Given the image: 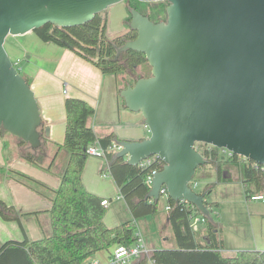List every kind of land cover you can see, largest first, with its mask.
<instances>
[{"label":"water","instance_id":"water-1","mask_svg":"<svg viewBox=\"0 0 264 264\" xmlns=\"http://www.w3.org/2000/svg\"><path fill=\"white\" fill-rule=\"evenodd\" d=\"M123 0H0V129L31 149L47 137L30 84L8 56V35L47 23L71 27ZM166 1V19L154 22L132 8L137 31L118 51L143 52L150 75L120 90L124 105L140 112L149 136L119 140L117 156L137 165L156 155L148 198L192 204L212 211L190 181L206 159L195 143L227 149L264 166V0Z\"/></svg>","mask_w":264,"mask_h":264},{"label":"trees","instance_id":"trees-1","mask_svg":"<svg viewBox=\"0 0 264 264\" xmlns=\"http://www.w3.org/2000/svg\"><path fill=\"white\" fill-rule=\"evenodd\" d=\"M123 1L127 3V16L124 19L126 30L111 39L106 35L105 11L96 13L91 20L80 25L59 27L47 23L33 31L44 42L74 51L102 73L120 75V93V90L127 85H133L138 78L150 75L149 64L143 52L131 49L118 51L127 40H132L137 35V31L129 26L130 10L134 8L154 22L166 19L163 7L155 6L152 13H146L140 5L148 2ZM137 68L144 74L140 75ZM25 79L29 84V80ZM64 107V139L57 147L63 148L68 153V158L49 210L51 233L35 240L25 237L21 241L4 242L0 247V264H83L96 252L108 250L118 243L132 245L137 239L134 234L135 220L158 211L159 198L154 200L147 197L150 185L146 178L151 170H159L163 163L152 162L143 167L128 164L126 156H117V151H107L112 142L118 141L115 135L98 138L87 125V118L94 112L90 103L81 98L66 97ZM3 132L6 131L0 129V133ZM16 139L20 145H28L23 140ZM41 141L42 144L47 142L44 136ZM94 143L105 150L104 158L108 171L133 218L111 228L103 222L106 212V208L101 204L103 198L89 192L82 183V171L90 155L87 150ZM197 144L199 143H195ZM202 145L204 147L200 149V153L207 161L204 166L215 167L218 179L230 180L221 178V165L229 162L239 169L246 198L253 194H264V169L239 155L234 154L229 159L222 158L219 148L205 143ZM23 158L33 164L42 165V145L35 150L30 148L24 152ZM211 189V185H206L198 192L207 194ZM166 204L169 207L168 223L175 247L151 251L149 260L153 264H264V250H239L232 257L222 256L220 226L212 221L210 215L202 216L205 240L201 241L197 238L199 228L194 229L191 226L192 218L201 215L195 207L182 199L174 201L167 198ZM205 204L212 212L218 205L217 202L207 200ZM0 217L20 222L14 206L1 199ZM146 262L147 257L142 258L138 264Z\"/></svg>","mask_w":264,"mask_h":264},{"label":"crops","instance_id":"crops-1","mask_svg":"<svg viewBox=\"0 0 264 264\" xmlns=\"http://www.w3.org/2000/svg\"><path fill=\"white\" fill-rule=\"evenodd\" d=\"M4 47L10 59L19 66L22 75L29 80L43 125L48 126L49 132L45 137L47 142L41 143L44 150L42 165L23 158V153L30 149L29 145H20L11 134L0 133V199L14 206L20 221L0 217V247L8 240L21 241L25 237L35 240L51 232L49 210L68 158L63 148L54 146L62 144L64 139L66 97L81 98L93 106L94 112L87 118V125L98 138L113 134L119 141L141 140L149 136L140 112L129 110L122 102L119 94L120 75L102 73L74 51L40 40L34 31L8 35ZM90 157L82 171V183L89 192L109 200L103 216L104 224L111 228L133 220L115 181L100 175L106 166L104 158ZM209 167L216 172L215 167ZM233 167L237 166L229 162L221 165V178L230 179L228 183L241 181L238 167L236 170ZM205 168H200L203 174ZM166 207V203L163 208L158 207L155 214L144 218L145 221L135 220V235L140 237L144 250L130 264H138L145 257L147 264L151 251L175 247L172 245L174 238ZM200 224L199 231L204 241L205 225L203 221ZM149 228L151 233L153 228L159 231L148 237L145 230ZM256 248L264 250V244L257 243ZM112 249L113 246L96 252L86 259L89 260L88 264H108ZM221 254L232 257L236 253L230 248L226 254L223 250Z\"/></svg>","mask_w":264,"mask_h":264},{"label":"rangeland","instance_id":"rangeland-1","mask_svg":"<svg viewBox=\"0 0 264 264\" xmlns=\"http://www.w3.org/2000/svg\"><path fill=\"white\" fill-rule=\"evenodd\" d=\"M155 6L166 8L167 2L152 1L140 5L142 11L146 13H152L153 7ZM104 11L106 16L107 37L111 39L119 34H122L126 30L124 19L127 15V3L125 1H121L112 4L108 6ZM16 67L19 68V66L17 65ZM150 69L151 67L149 66L148 70L150 71ZM137 70L140 75L144 74L139 68H137ZM202 144L204 143H199L196 145L199 151L204 147ZM54 146L57 147V145ZM90 156L92 155H89L88 158H91ZM200 168L201 167L196 170L193 176V180H196L198 182V185L193 186L192 183L191 185L196 192L204 189L206 185L212 186V189L209 193H207L206 198L209 202H217L218 204L210 214V218L213 222L217 223L220 226V236L224 242L223 253L226 254L227 250L230 248H232L233 252L236 253L239 250H256L257 243L263 245L264 201L251 200L250 198H246L244 193V186L241 181L234 180L231 183H228L229 181H222L218 179L217 173L213 171L208 165H206L204 174L202 173ZM236 169L237 167H233V170ZM103 178L112 177L111 175H109ZM165 203L166 197L165 195L161 194L158 200V207L163 208ZM146 217H142L137 220L142 222L141 220L145 221L144 218ZM200 226L201 224L199 223L198 228ZM141 228L144 231V227L142 226ZM154 229L155 228H153L152 233L150 231V228L149 230L146 229V236L149 237L152 234H157L159 230L157 231V229ZM200 233L201 232L199 231L197 234V238L198 240L203 241V237ZM172 243V245H175L174 242ZM88 263L89 260H86L83 264ZM147 264H151V261H148Z\"/></svg>","mask_w":264,"mask_h":264},{"label":"built area","instance_id":"built-area-1","mask_svg":"<svg viewBox=\"0 0 264 264\" xmlns=\"http://www.w3.org/2000/svg\"><path fill=\"white\" fill-rule=\"evenodd\" d=\"M14 64L16 67L15 62H14ZM64 92H65V90H64ZM195 147L198 150L196 145H195ZM118 149H119L118 144L115 142H112L111 145L107 148V151H117ZM87 151H88V154H90L92 156H101L104 158L105 150L103 148H101L99 146V144H97V143H94L93 145L89 146ZM220 154L222 155V158H225V159L232 158L234 155L231 151H229L227 149H220ZM104 160H105V158H104ZM152 162L153 163H155V162L163 163L156 155H152V156L142 160L141 162H139L138 165L143 167V166L149 165ZM105 164H106V166L100 171V175L102 177H107L110 175L108 168H107L106 160H105ZM253 164L255 166H257V164L255 162H253ZM258 166L261 167L262 169H264L263 165H258ZM155 171H157V169L151 170V172L147 175L146 181H147V183H149L150 186H151V181H152V174ZM191 183L193 186L198 185V182L196 180H193V179L189 183L190 186L192 187ZM161 194L165 195V197L168 198L165 188L161 189L160 195ZM250 199L251 200H262V201H264V194L263 193L253 194L250 196ZM101 204L106 208L109 204V200L103 199L101 201ZM166 208L168 209L169 207L167 206ZM203 220H204V218L202 217V215H198L196 217H193L192 221H191V226L194 229H196V228H198V224L200 222H202ZM143 250H144V246L140 240V237H137L136 241L130 246H126L125 244L118 243V244L113 246V249L109 254L108 264H130L132 258L139 257Z\"/></svg>","mask_w":264,"mask_h":264},{"label":"flooded vegetation","instance_id":"flooded-vegetation-1","mask_svg":"<svg viewBox=\"0 0 264 264\" xmlns=\"http://www.w3.org/2000/svg\"><path fill=\"white\" fill-rule=\"evenodd\" d=\"M258 166V165H257Z\"/></svg>","mask_w":264,"mask_h":264}]
</instances>
